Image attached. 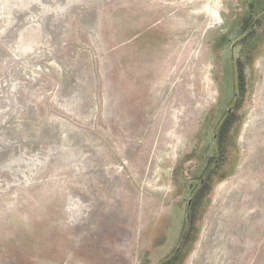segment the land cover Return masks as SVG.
Masks as SVG:
<instances>
[{
	"label": "rangeland",
	"instance_id": "rangeland-1",
	"mask_svg": "<svg viewBox=\"0 0 264 264\" xmlns=\"http://www.w3.org/2000/svg\"><path fill=\"white\" fill-rule=\"evenodd\" d=\"M190 1L0 0V264H208L212 218L258 173L250 244L264 231V0H218L178 49Z\"/></svg>",
	"mask_w": 264,
	"mask_h": 264
},
{
	"label": "bare ground",
	"instance_id": "bare-ground-1",
	"mask_svg": "<svg viewBox=\"0 0 264 264\" xmlns=\"http://www.w3.org/2000/svg\"><path fill=\"white\" fill-rule=\"evenodd\" d=\"M220 4H221V1H218V0H203V2H201V0H198V1H190V2L186 3V5L184 6V9L181 11L182 13H180L179 16L177 18H175L173 21L176 23L175 25L178 26V31H179L178 34H180V36H181L177 42V44L180 45V46H178L179 47L178 49H180V47H182V45H184V44H182V41L184 40L185 37L189 38V47L190 48L196 46L198 43L204 44V42L206 41V36L209 33V31L216 28L218 25H220L223 22ZM180 52H181V50L178 52V54ZM170 55H171V53H170ZM168 57H167V59H169ZM200 60H201V57H199L197 59L198 62H200ZM168 65H166V66H168ZM176 69H177V66H176ZM167 73H168V71H167ZM197 75H198V73H197ZM157 76H159V75H157ZM159 77H161V75ZM171 77H173V74H171ZM162 79H164V78H162ZM197 79L200 82V94H201V93L205 92V88L204 87L202 88L203 84L201 83L202 81L205 80V74H204V76L202 75V77H200V78L197 77ZM193 80H194V78H193ZM180 83H182V82H180ZM174 85H175V83H174ZM175 88L174 89L172 88V89L175 90ZM187 90H188L187 95H189V92L193 93V97H194L195 101H197V103H199V100L203 98V96H202V98L199 97V93L197 92L196 89H192L191 85L187 86ZM206 90H207V88H206ZM168 91H169V89H168ZM180 98L182 100V97H180ZM167 111H168L167 108L164 109V111H162V114L165 115L167 113ZM162 130L164 132H166V135L164 136V134H163L164 132L159 134L162 137L161 138L162 142L158 143V146H157V152L158 153H160L161 151H163L165 149V145L169 140V137L167 134V132H169V129H165V130L162 129ZM263 131H264V128H263ZM183 133L184 132L182 131V134ZM255 137H258L259 139L261 138L263 145H264V135H261L259 132V133L255 134ZM254 145L257 146V144H254ZM254 152L255 151L251 152V154H254ZM150 161L151 162L149 163V167L152 168L153 164L155 163V160L152 159ZM259 175H260V173L255 174L254 177H250V176L248 178L246 177L247 179H243L242 183H239V185L237 184L238 186L236 188H234V191L232 192L233 194H231V192H230V195L227 196L226 199H224V202L222 204V209H224V210H222L220 212V216H222V219L219 218L220 216H215L212 218V225H211V230L209 233L210 240L208 241V244L206 246L208 248L205 250L206 252H203V253H205L204 256H205L208 264H229V262H230L231 258H233V256H238V255L244 256L245 255L243 258H246L247 256L248 257L250 256L252 251H255L258 254L259 251H261L264 248V231H262L261 227H259V225H257V227L254 228V232H253L254 238H253V241L251 244H250L251 236H250V232H249L251 229L249 230L247 228L248 223H250L249 219L253 218V221H255L257 219L258 214H256V213L255 214H253V213L245 214V212H247V207L254 206V202L257 199V195L254 192H255L256 185H257L256 179H259L261 177V176L259 177ZM251 178H252L253 184H250V185L246 184L245 181H249V180H251ZM245 186H249V187H251V189L250 190L245 189L244 188ZM156 190L158 191V190H160V188L156 189ZM235 195L238 196V199H236V200H235ZM263 200H264V198H263ZM234 201H236V203ZM232 202L235 203L234 207L233 206L231 207ZM249 203H250V205H248ZM254 215H256V216L253 217ZM226 218H230V225H232L233 228L226 229L225 227H223V225H221ZM223 224H225V223H223ZM241 226H245V230H242L240 233L239 227H241ZM243 229H244V227H243ZM230 247H232V249H233L232 252H234V254L231 256L228 254V253H230L229 252ZM230 251H231V249H230ZM195 259L198 261L199 256L196 255ZM218 261H221V262L219 263ZM237 264H241V261L239 263L237 262Z\"/></svg>",
	"mask_w": 264,
	"mask_h": 264
},
{
	"label": "flooded vegetation",
	"instance_id": "flooded-vegetation-1",
	"mask_svg": "<svg viewBox=\"0 0 264 264\" xmlns=\"http://www.w3.org/2000/svg\"><path fill=\"white\" fill-rule=\"evenodd\" d=\"M229 113L231 112V109L228 110ZM227 111V112H228ZM228 115V114H227ZM224 118V117H223ZM223 118L220 119V123L219 125H221L222 121H223ZM217 128V127H216ZM216 128L214 130V134H213V142H212V149H213V154H212V159L209 160V163L207 164L209 167L206 169V174H209V176H211L214 171H215V166L218 165L219 163V155H220V152H219V149H218V143L216 142L219 138V132L218 130L216 131ZM217 132V133H216ZM208 180V179H207ZM201 181H204L203 179H201ZM193 198H191V200H188V203H187V211L189 212L190 209H191V203L193 202V199L195 196L192 195ZM177 253H180L179 252V248L176 249ZM167 259H165L161 264H169L167 263L168 261H166Z\"/></svg>",
	"mask_w": 264,
	"mask_h": 264
},
{
	"label": "trees",
	"instance_id": "trees-1",
	"mask_svg": "<svg viewBox=\"0 0 264 264\" xmlns=\"http://www.w3.org/2000/svg\"><path fill=\"white\" fill-rule=\"evenodd\" d=\"M227 114V113H226ZM227 121V120H226ZM228 122H226L225 124H227Z\"/></svg>",
	"mask_w": 264,
	"mask_h": 264
}]
</instances>
